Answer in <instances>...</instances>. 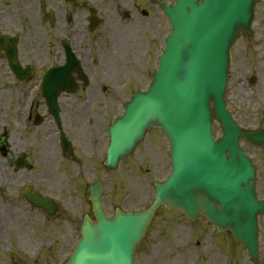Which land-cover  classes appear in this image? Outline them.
I'll use <instances>...</instances> for the list:
<instances>
[{"label": "flooded vegetation", "instance_id": "1", "mask_svg": "<svg viewBox=\"0 0 264 264\" xmlns=\"http://www.w3.org/2000/svg\"><path fill=\"white\" fill-rule=\"evenodd\" d=\"M171 28L159 0H0V202L8 199L12 219L0 220L1 260L14 254L4 240L15 239L22 255L30 252L32 213L47 219L24 198L25 187L61 196L62 203L73 190L85 193L97 156L90 136L102 134V124L106 135L105 122L119 114L127 93L150 81ZM16 201L26 206L25 216Z\"/></svg>", "mask_w": 264, "mask_h": 264}, {"label": "water", "instance_id": "2", "mask_svg": "<svg viewBox=\"0 0 264 264\" xmlns=\"http://www.w3.org/2000/svg\"><path fill=\"white\" fill-rule=\"evenodd\" d=\"M178 0L167 10L173 33L147 93L134 96L123 118L111 128L107 165L132 153L145 133L161 128L171 141L173 172L156 185V201L143 213L117 210L108 219L102 209L100 181L90 187L97 223L86 217L82 239L67 264H133L136 245L161 205L179 208L196 219L205 215L257 254V217L264 203L255 194V168L240 147L244 139L264 149V132L243 131L226 110L229 49L238 31L249 32L259 0ZM211 103L213 109H211ZM217 120L222 137L215 140ZM50 211V200L30 195Z\"/></svg>", "mask_w": 264, "mask_h": 264}, {"label": "rangeland", "instance_id": "3", "mask_svg": "<svg viewBox=\"0 0 264 264\" xmlns=\"http://www.w3.org/2000/svg\"><path fill=\"white\" fill-rule=\"evenodd\" d=\"M254 27L256 29L254 32L255 35L250 39L239 41L233 49V60L230 69L232 77L227 96L228 106L234 118L246 129L264 127V117L260 115L262 109L258 112L254 111L260 108L258 106L260 104L264 107V2L258 7ZM260 39L263 40L262 46L258 49H254L255 47L252 48V50H258L262 53V56L259 58L262 61V66L260 65V68L256 70L254 67L257 61L252 56L250 46ZM244 45L248 47L245 53L243 51ZM248 59L253 62V66L252 62ZM250 68L252 69L250 70ZM256 72H258L259 81L253 89L254 92H250L252 90L244 88L242 85L243 82L240 83V80L243 77L248 79L250 75L248 73L252 74ZM109 118L112 121L115 116L110 115ZM102 128V134L97 129L94 131L96 135L90 136V147L93 148L92 153H96L97 156L90 163L88 182H93L96 177H100L103 180V206L108 217L113 216L116 208L124 211H142L154 199V183L163 182L170 173L171 158L169 141L161 131L154 130L146 136L144 142L138 146L132 157L121 162L117 170L109 171L102 163V150L106 142L104 124H102ZM214 135L216 138L221 136L218 123L214 125ZM242 145L253 158L255 164H257V188L260 197L264 198V155L258 148L251 144L242 142ZM149 152L155 155L154 159L150 158ZM0 168H2L1 164ZM93 171L95 172L93 173ZM63 182L68 190L67 181L64 180ZM5 196L7 195H3L2 199ZM65 197L69 209L65 210L63 216H57V219H53L52 221L46 219L45 222L40 217L37 218L34 213L31 214V238L28 241L30 248L26 250L30 252L22 255L23 251L19 252L17 241L12 238V243L14 244L12 252L14 254L12 257L7 256L6 259H0V264H11L14 261L13 259L17 257L18 264H64L67 261L75 247L76 239L79 237L82 217L91 208L88 205H84V211L76 210L74 209L75 206L73 207L75 196L66 194ZM17 203L18 207L16 209L22 210L25 216L26 206H23L20 202ZM7 205L8 199L4 198L3 202H0V220H12L6 212L10 209V206ZM22 212H17L16 214ZM177 215L178 213L175 212L166 213L162 211L159 213L156 223L150 228L147 240L139 248L136 264H185L184 262L180 263V259L183 260L181 257L183 251H185L184 253L189 264L197 261L199 256L207 258L208 264H225L228 263L230 258L234 257L237 258V264H252L247 258V254L244 256V254L240 253L242 251L241 245L230 242L232 240L231 235H228V239L224 237V245L221 247L217 246L215 249H211L207 246V248L200 249L197 241L207 242V239L202 240L196 234H192V229L197 231L200 225V223H197L199 220L195 224H192L189 220L184 217H178ZM15 217L17 220H20L18 215H15ZM24 220L29 219L25 218ZM170 224H173L172 228ZM260 228L262 254L259 264H264V218L261 220ZM201 230L203 236L209 235L210 239H213V235L208 233L207 227H203ZM179 231L185 232L184 242L178 241L176 237ZM187 235L188 241L186 240ZM227 244L229 247L225 248ZM41 245L44 250L42 252L40 250V253L36 256L37 247Z\"/></svg>", "mask_w": 264, "mask_h": 264}]
</instances>
